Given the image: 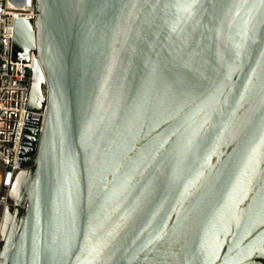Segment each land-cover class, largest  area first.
I'll return each mask as SVG.
<instances>
[{"label":"water","instance_id":"95a60500","mask_svg":"<svg viewBox=\"0 0 264 264\" xmlns=\"http://www.w3.org/2000/svg\"><path fill=\"white\" fill-rule=\"evenodd\" d=\"M35 13L0 264H264V0Z\"/></svg>","mask_w":264,"mask_h":264},{"label":"built area","instance_id":"2783aa9c","mask_svg":"<svg viewBox=\"0 0 264 264\" xmlns=\"http://www.w3.org/2000/svg\"><path fill=\"white\" fill-rule=\"evenodd\" d=\"M36 0H0V225L10 185L12 170H21L17 148L24 125V115L32 88L33 61L37 58L31 52L28 56L17 52L13 59L12 41L16 19L35 23ZM29 61L26 63L25 59Z\"/></svg>","mask_w":264,"mask_h":264}]
</instances>
